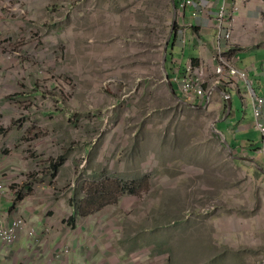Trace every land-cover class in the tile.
Segmentation results:
<instances>
[{
	"label": "rangeland",
	"instance_id": "rangeland-1",
	"mask_svg": "<svg viewBox=\"0 0 264 264\" xmlns=\"http://www.w3.org/2000/svg\"><path fill=\"white\" fill-rule=\"evenodd\" d=\"M188 6L201 3L0 0V71L20 89L0 95V194L14 218L0 224L23 223L0 264H264V134L255 123L256 145L230 133L224 144L212 88L246 83L220 82L217 52L212 69L179 73L172 55L169 77L161 68L164 50L183 49ZM218 18L222 30L223 6ZM195 80L200 106L186 99Z\"/></svg>",
	"mask_w": 264,
	"mask_h": 264
},
{
	"label": "crops",
	"instance_id": "crops-1",
	"mask_svg": "<svg viewBox=\"0 0 264 264\" xmlns=\"http://www.w3.org/2000/svg\"><path fill=\"white\" fill-rule=\"evenodd\" d=\"M199 1L201 8L196 14H194V8L190 6L181 12L182 17L187 20L188 27L187 33H185L187 36L183 39L182 50L176 51L172 48L167 64L169 66L172 55L177 62L183 63L179 73L183 72L184 64L193 61L192 59L194 62L212 69L214 65L213 59H211L213 52L223 50L226 55L231 56L236 66L248 72L252 90L249 91L246 86L240 83L233 91L229 90L231 107L228 114L224 115L227 123L223 121L220 127L223 136L225 137L224 133L227 134L228 141L233 143L232 139H235L236 134L247 137L255 126L256 121L251 111L252 92L263 99L260 120L264 122V0ZM221 6L226 10V24L222 30L218 26L221 21L218 18ZM8 29H13V25L11 24ZM225 30H229V37H224ZM179 39L180 36L176 35V40ZM4 69L0 71V89L2 90L0 95H7L10 91L11 94L17 95L20 90L17 79L15 80V75L6 67ZM225 88L227 89V87ZM231 112H233L234 119L228 121ZM254 138L256 139V137ZM241 141L245 142V138ZM252 141L256 143L258 139ZM21 166L26 168L24 164ZM0 169L3 170L1 161ZM2 194H0V219L3 223H9L14 219L12 218L13 211H9L12 203L11 196L8 191L5 195ZM26 199L28 196L21 198L20 202L23 203Z\"/></svg>",
	"mask_w": 264,
	"mask_h": 264
},
{
	"label": "built area",
	"instance_id": "built-area-1",
	"mask_svg": "<svg viewBox=\"0 0 264 264\" xmlns=\"http://www.w3.org/2000/svg\"><path fill=\"white\" fill-rule=\"evenodd\" d=\"M223 13L224 10L222 9L219 12L220 16H222ZM216 52L218 55L217 57H213V59L216 62V65L214 67L219 66L218 71L223 68V65H221L222 62L220 58L227 62V68L225 72H223L219 77L220 82L224 84L228 83L230 85H233L236 84L238 80H242L246 83V86L250 90H252V82L251 80H249L247 71L244 69L237 68L233 63L231 56L226 55L223 50H217ZM177 79H182V77H178ZM206 93L207 91L202 86V80H195V82L191 84V92L188 94V97H186V99L192 101L196 98H202L204 97V95H206ZM252 100L253 115L254 117H259L261 115L260 108L263 103V99L253 94L252 92ZM256 126L261 131V133L264 134V128L259 121L256 122ZM2 187V177L0 175V191H2ZM20 226H23V223L20 219L13 220L9 225L0 224V245H2L3 247L12 246L17 239L18 233L21 231ZM29 233L31 234V232Z\"/></svg>",
	"mask_w": 264,
	"mask_h": 264
},
{
	"label": "water",
	"instance_id": "water-1",
	"mask_svg": "<svg viewBox=\"0 0 264 264\" xmlns=\"http://www.w3.org/2000/svg\"><path fill=\"white\" fill-rule=\"evenodd\" d=\"M165 58H166V53H165V50H164V55H163V58H162V61H161V68H162L165 76H167V71H166L165 66H164ZM168 85H169V87L171 89V92L173 93L172 86H171L170 82H168ZM212 88H214L225 99V101H226V112L225 113L228 114V112L230 110V107H231L230 95L227 92H225L224 90H222L220 87L213 86ZM177 98H178V100L186 103V101L181 100L178 96H177ZM221 140H222V142L224 144H226L228 147H230L224 136H221Z\"/></svg>",
	"mask_w": 264,
	"mask_h": 264
},
{
	"label": "clouds",
	"instance_id": "clouds-1",
	"mask_svg": "<svg viewBox=\"0 0 264 264\" xmlns=\"http://www.w3.org/2000/svg\"><path fill=\"white\" fill-rule=\"evenodd\" d=\"M225 92H226V91H225ZM209 94H210V92H209ZM208 98H209L208 93H206L204 99H207V100H208ZM230 99H231V98H230ZM194 101L199 102V104H201L199 98H196L195 100H192V101H190V102L193 103ZM192 105H193V104H192ZM197 105H198V104H197ZM218 129H219V128H218ZM219 130H220V129H219ZM221 133H222V131H221ZM227 142H228V141H227ZM228 144H229V143H228ZM229 146H230V144H229Z\"/></svg>",
	"mask_w": 264,
	"mask_h": 264
},
{
	"label": "trees",
	"instance_id": "trees-1",
	"mask_svg": "<svg viewBox=\"0 0 264 264\" xmlns=\"http://www.w3.org/2000/svg\"><path fill=\"white\" fill-rule=\"evenodd\" d=\"M170 46H168V48H169ZM193 61H194V59H192ZM166 62H168V58H167V55H166ZM168 65V64H167ZM167 65H166V68H167V76L169 77V74H170V71H169V66L167 67ZM174 87V86H173ZM175 88V87H174ZM197 104L200 106L201 104H199V102H197ZM228 143L229 144H231L229 141H228ZM255 145H256V143H255ZM231 146V145H230Z\"/></svg>",
	"mask_w": 264,
	"mask_h": 264
}]
</instances>
